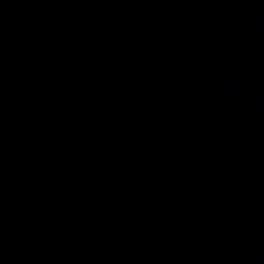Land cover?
Segmentation results:
<instances>
[{
	"label": "water",
	"instance_id": "95a60500",
	"mask_svg": "<svg viewBox=\"0 0 264 264\" xmlns=\"http://www.w3.org/2000/svg\"><path fill=\"white\" fill-rule=\"evenodd\" d=\"M0 264H264V0H0Z\"/></svg>",
	"mask_w": 264,
	"mask_h": 264
}]
</instances>
